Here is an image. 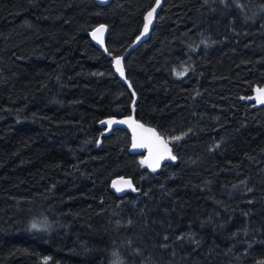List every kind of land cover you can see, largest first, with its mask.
<instances>
[{
    "label": "trees",
    "instance_id": "trees-1",
    "mask_svg": "<svg viewBox=\"0 0 264 264\" xmlns=\"http://www.w3.org/2000/svg\"><path fill=\"white\" fill-rule=\"evenodd\" d=\"M153 2L0 0V264H264V0H164L131 91ZM131 112L176 164L98 127Z\"/></svg>",
    "mask_w": 264,
    "mask_h": 264
},
{
    "label": "water",
    "instance_id": "water-1",
    "mask_svg": "<svg viewBox=\"0 0 264 264\" xmlns=\"http://www.w3.org/2000/svg\"><path fill=\"white\" fill-rule=\"evenodd\" d=\"M112 0H94V4L96 6L99 7H104L107 6ZM164 3V0H160L159 5H157V0H154L152 6L150 7V9H148L146 11V13L143 16V20H142V25L141 28L138 32V34L134 37V39L131 41V43L124 49L123 53L119 56H117L120 61H121V67L123 70V76L121 75V73L119 71H117L116 69V65H115V60L112 62V70L114 72V74L117 76V78L124 83L131 91V86L130 83L128 82V80L126 79V72L124 69V60L126 59V57L132 52L134 51L136 48H138L143 42H145L148 38L149 35L154 27L155 21H156V17L158 16L160 9L162 8V5ZM155 8V12L153 13V16L151 18V23L148 26V30L145 32L144 30V24H145V16L147 15L148 12L152 11V9ZM104 25V24H101ZM101 25L96 26L90 33V40L93 43V45L98 48L101 52L106 53V47H105V43H106V38L108 35V27L106 25H104V31L102 34H100V38L95 39L93 38V33L95 32V30L97 28H99ZM141 33H143V35H141ZM139 37V39H137ZM100 40H102V43L100 42ZM116 57V58H117ZM258 92L256 91L255 95H254V101L259 104V105H264V103H258L257 102V97ZM111 121L112 123L109 124L108 122ZM120 121H127L126 123H120ZM137 124L143 125L144 128H150V129H154L155 132L164 140L166 141L165 137L163 135H161L154 127L148 126L143 124L142 122H140L139 120L136 119L135 113L131 112L129 115L127 116H120V117H115V116H111V117H107L104 118L102 120H100L98 122V127L101 129H104L106 132H111L115 129L118 130H124L128 135H129V139H130V143H129V153L132 155H141L142 156V160H146L149 159V149L148 147H133V142H134V135L136 137V142L139 143V138L141 136L142 130L141 129H136L135 133H134V128ZM167 142V141H166ZM167 147L170 150V155H165L163 159H161L159 161V166L155 167V169L153 170V168L149 167L148 163H144L147 167L148 171H157L159 170L162 166H164L165 164H176L177 159H172L171 157H174L172 155V151H171V146L170 144L167 142ZM153 153L155 154V148L153 150ZM150 162V160H149ZM126 181L131 183V187H128L127 184L125 183ZM115 184V187H114ZM110 190L112 193H114L117 196H123L126 192H133V189H135L133 182L130 178H126V177H116L114 178L111 182H110V186H109ZM117 188H120V191H117Z\"/></svg>",
    "mask_w": 264,
    "mask_h": 264
},
{
    "label": "snow or ice",
    "instance_id": "snow-or-ice-1",
    "mask_svg": "<svg viewBox=\"0 0 264 264\" xmlns=\"http://www.w3.org/2000/svg\"><path fill=\"white\" fill-rule=\"evenodd\" d=\"M160 0H157V5H159ZM155 12V8L152 9V11L148 12L147 15L145 16V24H144V30L145 32L148 30V26L151 23V18L153 16V13ZM104 31V25H101L99 28L95 30L93 33V38L98 39L100 38V34H102ZM143 35V33H141ZM139 39V37L137 38ZM102 43V40H100ZM115 65L117 71L121 73L123 76V70L121 67V61L117 57L115 58ZM258 95L256 97L258 103H264V89H258L257 90ZM127 121H120V123H126ZM109 124L112 122L109 121ZM136 129H141L142 133L139 138V143L136 142V137L134 135V142H133V147H148L149 149V159L142 160L141 164L148 163L149 167L155 169V167L159 166V161L164 158V156L170 155V150L167 147V142L164 141L156 132L154 129L150 128H144L143 125L137 124L134 128V133ZM174 139H180V137H175ZM155 148V154L153 153V150ZM172 159H175V157H171ZM150 160V162H149ZM128 187H131V183L126 181L125 182ZM115 187V184H114ZM120 188H117V191H120ZM135 191V189H133ZM37 225L34 223L32 224V228H36Z\"/></svg>",
    "mask_w": 264,
    "mask_h": 264
},
{
    "label": "rangeland",
    "instance_id": "rangeland-1",
    "mask_svg": "<svg viewBox=\"0 0 264 264\" xmlns=\"http://www.w3.org/2000/svg\"><path fill=\"white\" fill-rule=\"evenodd\" d=\"M167 141L170 143V142H172V140H170V139H167Z\"/></svg>",
    "mask_w": 264,
    "mask_h": 264
},
{
    "label": "bare ground",
    "instance_id": "bare-ground-1",
    "mask_svg": "<svg viewBox=\"0 0 264 264\" xmlns=\"http://www.w3.org/2000/svg\"><path fill=\"white\" fill-rule=\"evenodd\" d=\"M166 139V138H165ZM167 141V140H166ZM168 142V141H167ZM169 143V142H168ZM171 146V145H170ZM171 151H172V149H171ZM173 155V154H172Z\"/></svg>",
    "mask_w": 264,
    "mask_h": 264
}]
</instances>
